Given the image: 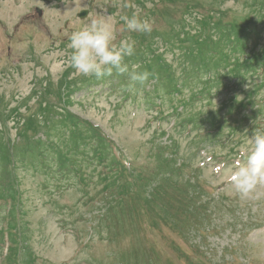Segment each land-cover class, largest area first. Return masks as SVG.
I'll list each match as a JSON object with an SVG mask.
<instances>
[{
	"label": "rangeland",
	"instance_id": "obj_1",
	"mask_svg": "<svg viewBox=\"0 0 264 264\" xmlns=\"http://www.w3.org/2000/svg\"><path fill=\"white\" fill-rule=\"evenodd\" d=\"M178 1L197 5L200 19L219 13L230 37L247 35L244 56L264 52V0ZM81 11L84 19L77 18ZM133 14L153 23L151 33L126 30L123 17ZM101 17L113 25L115 44L136 42L134 55L125 58L129 73L97 79L70 66L72 32ZM194 18L165 0H0V165H14L12 180L20 179L26 232L24 243L17 239L19 264H264V185L242 197L228 179L234 152L264 132V63L249 59L253 69L261 65L245 88L254 89L256 98L247 101V93L238 92L233 106L227 95L213 97L208 74L184 80L188 65L228 66L223 52L218 63L211 56L219 33L206 56L198 50L193 55L203 61L185 55L186 43L178 42L193 35ZM133 70L150 73L147 82L131 81ZM37 112L46 117L44 126L23 124ZM209 112L219 127L211 135L220 137L200 148L201 134L189 120ZM232 134L236 142L227 140ZM50 135L44 164L20 147L34 139L49 142ZM94 138L108 140L117 156L136 164L140 192L154 195L150 204L140 202L149 215L110 205L117 193L106 183L81 190L76 179L68 186L73 175L64 170L65 161L69 168L82 152H91ZM161 208L167 216L158 221L154 213ZM7 245L0 238V264H14L5 256Z\"/></svg>",
	"mask_w": 264,
	"mask_h": 264
},
{
	"label": "trees",
	"instance_id": "obj_2",
	"mask_svg": "<svg viewBox=\"0 0 264 264\" xmlns=\"http://www.w3.org/2000/svg\"><path fill=\"white\" fill-rule=\"evenodd\" d=\"M164 1V0H160ZM166 3H169L173 9H176L178 7L181 8V11L185 13L186 15H191L194 16V24H193V29L194 33L193 35H189V33H185L186 38L183 41L178 42V44L182 45L186 43V49L187 52L185 53L186 56H189V59L191 62L193 61H203L204 59H197L194 58L193 55H195L196 51L198 50L199 57L202 55L206 56V53L213 49L212 46L214 45L213 42H215L216 37L218 36V33L220 34L219 40L216 43L215 49L211 50L212 52V57H215V60L217 63L220 60V55H222V52L224 54L222 60L227 61L228 66L223 68L222 70H211V69H206L202 67H193L191 65H188L189 68L184 69V80H188L189 78H193L197 73L199 74H208V84H209V91H219L216 92L213 97L216 98L218 95H228L230 99L228 102L231 103V105H234V97L238 96V92H241L242 95L243 93H247L245 100L247 101H254L256 98L255 96L253 97L255 90L254 89H249L247 90H242L244 88H249L252 84V79H253V72L254 70H257L259 68V65L257 69H253L250 66L251 61L249 59L256 58V61H260L264 63V52H260L258 55H255L254 51L248 52L244 56L246 51V45H244L245 40L247 39V35L241 33H235L233 37H230V34L226 32V27L228 26L227 24L224 23V21L220 20V15L219 13H216L214 11L208 12L207 15L202 16V19L198 17V13L196 11L197 5L191 3V2H184V1H178V0H165ZM160 13V9L155 10V14ZM179 22L176 21V25ZM245 33V32H244ZM212 44V46H210ZM218 44L221 45V48L219 50ZM225 50L223 51V49ZM222 49V50H221ZM146 52H150V46L146 48ZM239 55V56H238ZM151 58H155L153 54L150 56ZM261 63V64H262ZM200 64V62H199ZM218 69V68H217ZM203 70H210V72H205ZM258 71V70H257ZM255 71V72H257ZM248 72H252L248 76ZM222 73L223 75H220ZM247 73V74H246ZM176 84H174V91L175 90ZM60 99V103L64 102L63 98H61V95L58 96ZM65 104V102L63 103ZM41 105H43V102H41ZM46 106V105H45ZM68 117H70L68 112H65ZM23 121V124L29 125V126H40L41 123L46 124V117L43 114L40 113H32L30 114V117L28 119H21ZM43 123V126L45 125ZM192 118L189 120V124H192ZM198 124V125H196ZM74 126V124H73ZM195 126H197V130L200 132L201 136L197 137L196 140H199V145L198 147H204L205 144V137L208 136L211 130H216L218 129V123L216 121H213L211 119V114L210 112L207 115H203L197 118V121L195 123ZM215 138L219 136H215ZM50 137L53 138V136L50 135ZM208 138L211 139V135L208 136ZM235 139V134H232V139L229 137L227 140L229 142H236ZM101 140V139H100ZM43 141L41 140H36L34 143L36 146H34V151L35 149L38 148V146L41 145ZM29 143L26 142V145ZM158 150V149H157ZM178 150L175 147L173 153H177ZM108 157L107 154L103 153V161H106V158ZM158 155L152 154V158L158 159ZM113 171L116 175H111L107 180L106 185L110 187L113 185L115 182L114 178L117 176H120L119 169L113 168Z\"/></svg>",
	"mask_w": 264,
	"mask_h": 264
},
{
	"label": "clouds",
	"instance_id": "obj_3",
	"mask_svg": "<svg viewBox=\"0 0 264 264\" xmlns=\"http://www.w3.org/2000/svg\"><path fill=\"white\" fill-rule=\"evenodd\" d=\"M123 20L129 32L151 33L153 29V23L146 18L141 19L138 14L125 16ZM115 39L114 27L107 19L101 17L92 20L71 34L70 66L82 76L97 79L111 76L113 71L120 75L129 73L125 58L134 55L136 42L129 38L117 45ZM149 75L147 71L133 70L130 79L143 85ZM228 179L242 197L254 192L259 185H264V132L253 134L242 160L236 163Z\"/></svg>",
	"mask_w": 264,
	"mask_h": 264
},
{
	"label": "water",
	"instance_id": "obj_4",
	"mask_svg": "<svg viewBox=\"0 0 264 264\" xmlns=\"http://www.w3.org/2000/svg\"><path fill=\"white\" fill-rule=\"evenodd\" d=\"M38 15L40 16V12H39V11H38ZM86 15H87V12L82 11V12H80V13L78 14V18H80V19H84V18L86 17Z\"/></svg>",
	"mask_w": 264,
	"mask_h": 264
}]
</instances>
